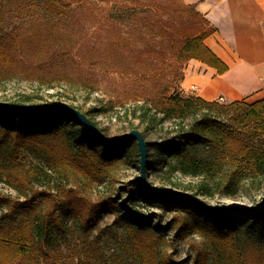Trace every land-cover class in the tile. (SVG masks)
<instances>
[{"label": "trees", "instance_id": "1", "mask_svg": "<svg viewBox=\"0 0 264 264\" xmlns=\"http://www.w3.org/2000/svg\"><path fill=\"white\" fill-rule=\"evenodd\" d=\"M172 1V14L178 17V23L171 30L163 28L160 35L167 41V51L152 49L154 72L143 69V78L154 81L155 90L141 101L138 89H134L130 97L117 101L121 107L118 112L132 113L142 120L137 125L129 123L128 130H139L145 140L153 126L166 122L176 125L170 139L147 141L146 173L162 172L166 179L161 186L199 201L177 193L149 191L135 178L119 188L124 195L97 202L81 196L66 185L75 183L92 189L110 179L120 162L132 159L135 140L104 144L62 110L25 114L0 109V181L24 199L12 201L0 194V264H72L60 241L66 219L94 225L97 217L109 210L131 229L135 256L141 264H183L158 250L161 236L168 230L179 240L202 238L195 249L194 264H264V206L254 208L264 195L253 205H230L219 210H209L213 205L204 204L198 197H211L220 191L237 195L244 184L256 192L264 189V98L253 103L225 102L176 90L168 94L170 87L161 83L162 76L173 74V82L183 81V70L191 60L215 69L219 75L229 69L205 43L215 30L193 6L184 0ZM14 38L10 35L0 40V83L12 76L11 68L16 62ZM143 58L140 56L134 67L123 72L138 74ZM56 76L41 77L40 83H55ZM59 98L51 101L44 94L26 93L13 99L0 98V102L23 107L68 102ZM74 107L107 135L106 129L92 119L95 112L106 113V107L86 111ZM143 123L147 127L140 130ZM32 157L43 163H35ZM177 174L198 178V182L183 185L174 180ZM148 179L152 183L149 176ZM54 186L56 193L52 194L48 190ZM140 202L173 215L165 225L161 221L155 224L141 210ZM89 253L92 255L87 257L92 259L93 251Z\"/></svg>", "mask_w": 264, "mask_h": 264}, {"label": "rangeland", "instance_id": "2", "mask_svg": "<svg viewBox=\"0 0 264 264\" xmlns=\"http://www.w3.org/2000/svg\"><path fill=\"white\" fill-rule=\"evenodd\" d=\"M59 1L65 7L53 0H0V40L10 35L16 39V62L11 68L12 76L0 83V98L6 100L26 93H38L51 101H57L62 96L68 104L84 111L90 107H106V113L95 112L92 119L105 128L110 137L128 132L129 123L137 125L142 120L132 113H119L121 107L117 101L130 97L134 89H138L139 96H142L138 99L142 101L148 97L147 93L155 90L154 81L143 78V69H152V59L155 60L152 49L167 51V41L160 35L163 28L171 30L178 23V17L172 14L173 1ZM185 19L189 22V17ZM140 56L144 58L139 64L138 74L123 72L132 65L134 67ZM188 67L189 63L183 70L184 74ZM55 74L58 77L55 83H40L41 77ZM161 79V83L170 87L169 95L175 90L185 93L182 81H172L173 74L166 73ZM146 127L143 123L140 130ZM175 127L172 122L153 126L146 133V141L164 142L172 137ZM132 148V159L120 162L110 174V179H105L92 189H83L75 183L67 184V189L77 191L94 202L124 195L119 188L141 173L136 140ZM136 150L137 153L134 152ZM150 151L154 153L153 149ZM32 159L35 163L42 162L35 157ZM148 176L156 186L165 184L163 180L166 176L160 171L150 172ZM174 178L186 186L198 182V178L180 174ZM48 191L55 194V186ZM255 192L244 184L237 195H226L220 191L211 197H198L204 204L213 206H244L262 199L264 189ZM0 194L11 197L12 201L24 200L2 181ZM140 205L155 224L161 221L165 225L173 215L147 203L140 202ZM152 213H155L154 216ZM116 217V213L109 210L89 226L77 219L67 218L66 229L60 239L67 261L72 264H141L135 256L131 229ZM259 239H262L261 236ZM201 242V237L195 240L192 237L176 239L172 230H168L161 236L158 250L175 261L194 264L195 249ZM89 250L93 251L92 259L87 257Z\"/></svg>", "mask_w": 264, "mask_h": 264}, {"label": "crops", "instance_id": "3", "mask_svg": "<svg viewBox=\"0 0 264 264\" xmlns=\"http://www.w3.org/2000/svg\"><path fill=\"white\" fill-rule=\"evenodd\" d=\"M215 32L207 46L228 65L217 71L191 60L182 90L208 101L264 98V0H184Z\"/></svg>", "mask_w": 264, "mask_h": 264}, {"label": "water", "instance_id": "4", "mask_svg": "<svg viewBox=\"0 0 264 264\" xmlns=\"http://www.w3.org/2000/svg\"><path fill=\"white\" fill-rule=\"evenodd\" d=\"M0 109H11L16 110L21 113L30 114L39 111H53V110H62L69 113L74 119L81 122L97 139H99L104 144H110L116 141H122L126 139H133L137 141L138 149L140 153V175L135 178L139 183H141L146 189L149 191L160 193V194H169V193H177L180 195H185L189 198H193L195 201H199L197 198L192 197L191 195L185 194L181 191H177L170 187H163V186H156L153 185L147 176L146 173V165L148 160V148H147V141L143 137L142 133L137 130L133 129L131 131L125 132L116 138H112L110 136L105 135L101 129L96 126L89 117L77 109L76 107L68 104V103H52V104H41V105H34V106H19L16 104L8 103V102H0ZM264 206V200L259 201L258 204L254 207L258 209ZM226 206H212L208 208L209 210H219V209H226Z\"/></svg>", "mask_w": 264, "mask_h": 264}]
</instances>
